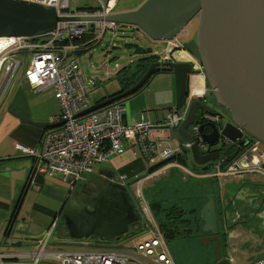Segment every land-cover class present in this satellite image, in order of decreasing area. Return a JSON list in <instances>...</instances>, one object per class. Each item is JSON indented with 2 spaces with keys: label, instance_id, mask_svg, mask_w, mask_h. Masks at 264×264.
<instances>
[{
  "label": "water",
  "instance_id": "water-1",
  "mask_svg": "<svg viewBox=\"0 0 264 264\" xmlns=\"http://www.w3.org/2000/svg\"><path fill=\"white\" fill-rule=\"evenodd\" d=\"M50 7L21 0H0V38H41L54 32L60 21ZM78 20V19H77ZM88 22L105 21L119 26L134 27L151 41H175L185 27L195 20L197 25L191 42L197 51L215 104L225 110L228 119L216 125L206 115H214L211 106L190 100L185 119L176 128V135L185 145L184 155H191L194 167H212L219 153L201 155L198 146L213 147L229 143L246 148L250 140L264 143V0H145L139 7L116 12L106 18L92 17ZM185 51L183 45L176 48ZM171 69L175 86V109L179 110L188 97V78L197 72L191 62L153 63L131 87L113 97L92 104L75 118L120 103L146 87L159 67ZM24 124L43 132L63 123L42 125L19 116ZM198 127V134L192 130ZM210 129L205 133V129ZM197 138L202 142L198 144ZM250 139V140H249ZM114 180V181H113ZM110 178L104 184L85 186L79 195L67 199L60 210L61 229L71 239L88 242L92 236L104 241L126 235L138 214L126 188ZM200 210L202 233H210L215 246V262L229 264L225 258V242L221 239L219 253L217 218L213 197ZM54 220V219H53ZM52 220V221H53ZM222 257V260L220 259ZM220 260V261H219Z\"/></svg>",
  "mask_w": 264,
  "mask_h": 264
},
{
  "label": "built area",
  "instance_id": "built-area-1",
  "mask_svg": "<svg viewBox=\"0 0 264 264\" xmlns=\"http://www.w3.org/2000/svg\"><path fill=\"white\" fill-rule=\"evenodd\" d=\"M21 1L46 5L59 18L76 19L58 22L53 33L41 38H0V103L10 80L29 55L24 73L26 82L37 90L49 89L59 105V114L50 119V124L63 123L61 126L45 131L34 148L19 144L15 146L24 156L33 160L34 172L48 177L57 176L72 190L91 173L93 164L121 154L123 140L137 144L151 165L163 164L181 153V147L172 148L167 143L168 138L164 141L162 134L173 131L181 124L191 99H187L179 110L173 108L163 121L156 123L144 118L135 123H125L123 118L126 108L123 103L75 118V115L92 105L75 55L83 52V49L86 51L107 32L116 36L118 26L84 19H101L116 13L118 0H91L93 5L72 11L70 4L73 0ZM85 37L90 39L82 42ZM164 46L163 52L155 53L159 64L171 62L175 49L181 44L175 40L165 42ZM206 118L215 124L220 120L215 114L206 115ZM192 130L199 135L197 126H193ZM197 141L198 144L202 142L200 138ZM183 145L185 148L191 147L190 144ZM198 150L201 154L205 153L206 145L200 144ZM173 165L178 164L172 161L161 168ZM212 168L209 174L211 178L255 175L264 179V143L251 140L228 167L221 169L217 164ZM120 179L125 180V176ZM139 192L140 184L138 195ZM144 209L149 217V237L131 251L53 248L50 243L56 227L57 219H54L43 235L34 239L28 250H4V247L10 248L17 243L7 235L1 245L0 264H174L166 248L165 231L159 228L146 207ZM257 264H264V261Z\"/></svg>",
  "mask_w": 264,
  "mask_h": 264
},
{
  "label": "crops",
  "instance_id": "crops-1",
  "mask_svg": "<svg viewBox=\"0 0 264 264\" xmlns=\"http://www.w3.org/2000/svg\"><path fill=\"white\" fill-rule=\"evenodd\" d=\"M189 43L190 42L183 43L185 51L175 52L172 55L173 59L171 62H191L193 66L192 68L199 71L195 75H191L188 78L187 99H191V101L196 99L207 104V100L209 98H212L213 100L214 98L212 97L211 91L207 85L205 76L202 73L201 66L197 60V54H192L189 49ZM188 50L191 54H189ZM152 54H155V52H152ZM158 78H161L158 81L161 83H155V80ZM15 83L16 86L9 89L10 91H8L5 98H3L0 103V251L2 242L7 235L17 241V243L10 248L4 247V250L17 251L30 249L34 239L36 240L43 235L53 219H57L56 227L50 243L53 248L63 249L66 246L70 247V249L79 250V248L73 247L86 246L89 242L93 243L91 240L99 242L98 244H103L108 243L109 241L119 242L124 238L131 237L128 230V233L121 236L119 241L113 237L104 241H99L98 238L92 236L87 242L81 239H71L69 238L68 233L64 231V229H61L59 225L61 223L59 220V213L67 199V196L68 199L70 198L68 192L71 190H67V193H65V183L61 182L60 178L57 176L48 177L44 174L34 172L33 160L24 156L18 149L15 148L16 144L26 148H34L44 133L41 129L22 123L19 116L28 118L33 122L42 125H47L50 124V119L52 117L59 114V105L49 89L37 90L26 82L25 77L20 81L15 80ZM119 84L121 90H123L124 87L120 80ZM149 84L151 85L148 89L143 88L137 94L123 101L126 108V114L123 118L125 123H135L141 118L153 123L160 122L167 117L173 108H175L174 78L170 73H159L154 75L147 85ZM120 87L116 86L109 91L104 89V92L92 100L90 99L91 103L94 104L104 100L103 98L106 99L112 95L118 94L121 91L119 90ZM204 132L209 133L210 129L209 132H207L206 129ZM162 136L164 141L168 138L167 143H169L174 149L182 147L184 144V142H181L177 137L176 129L169 133H164ZM173 144L175 146H172ZM122 146L123 152L121 154L110 156L105 162L93 164L91 173L85 177L83 182L76 185H79L82 189L85 186L90 188L94 187L95 184H104L110 178H115V182L126 188V191L133 202V196L127 187H133L135 183L143 185L148 179L150 175L149 170L153 167V165H151L142 155L141 149L137 144L123 140ZM203 154L204 153L201 155ZM179 155L184 156L186 165L183 166L173 157V162L177 163V166L173 165L167 168H160L158 172H154L151 175L157 176L158 174H164L166 171L169 172L173 170V172H170L166 178L170 179L174 175L178 174L183 176V181L189 180L188 178L193 179L194 181H203L206 188L203 187L202 189H206L205 192L213 188L214 181L219 183V181L216 180L225 178L223 181V183H225L228 178H237L235 180L237 183H234L233 181V184L228 187L238 186L241 182L246 181V179L241 178L242 176H228L218 179L213 177L211 178L206 174L197 173L195 168L192 167L191 162V169L187 167L186 161H188V155H184L182 152ZM146 173L149 175H145ZM121 176H125V180H121ZM253 186L257 187L262 185ZM202 189L198 190L195 196L189 197V199L202 200L197 206L198 214L195 215L197 213V211H195L194 214H190L191 218L198 215L200 217V210H202L207 203L206 198L202 195V193H204L201 192ZM247 195L249 194H246L242 191V189H240L237 192L236 197H247ZM252 195L264 196V187L262 186L261 189L255 188L253 194L250 196ZM214 196H212L213 202ZM152 201V203H155V201L160 202L163 208L170 205H165L164 202L158 201V199H152ZM263 202L264 200L262 203ZM150 205L151 204L147 205L144 203V207H146L156 222V219L150 209ZM214 209L217 223L219 225L215 203ZM10 219H12V221L8 226ZM135 223H137V221ZM200 223L203 227V221ZM202 227L199 235L203 234ZM145 229L146 232L143 235L146 236L148 235V226L147 228L145 227ZM196 235H194V237L198 238ZM165 243H167L166 240ZM97 249L117 250L111 247H98Z\"/></svg>",
  "mask_w": 264,
  "mask_h": 264
},
{
  "label": "rangeland",
  "instance_id": "rangeland-1",
  "mask_svg": "<svg viewBox=\"0 0 264 264\" xmlns=\"http://www.w3.org/2000/svg\"><path fill=\"white\" fill-rule=\"evenodd\" d=\"M144 1L145 0H118L115 11L121 12L136 9ZM90 5H93L91 0H73L70 4V11L76 8H87ZM194 29L195 23H189L177 37L176 43L183 45V43L190 42L189 49L193 50V55H196V47L191 42ZM139 49L143 51L151 50L153 53L155 52L158 54L164 51L165 46L164 43L151 41L141 31L134 27L118 25L116 28V36L113 37L110 32H107L101 40L92 43L86 51L75 55L79 65L80 75L83 78L86 91L91 100L104 92V89L109 91L116 86L120 87L119 80L116 78V73L123 67L132 66L136 60L147 54L145 52H140ZM189 54H191V52H189ZM29 59L30 56L27 55V58L23 61L18 72L14 76L16 78L10 80L2 99L5 98L8 91H10L9 89L16 86L15 80L20 81L24 78ZM159 79L161 78L156 79L155 83H161L158 82ZM1 83L2 79H0V85ZM150 85L151 84L147 85L145 89H148ZM119 90H121V87ZM207 105L211 106L214 112L221 114L222 118H225V110L217 106L212 98L207 100ZM225 119H228V117L226 116ZM172 146L175 145L173 144ZM191 161V155H188V161H186L188 168L191 167ZM166 172L164 174H158L157 176L151 175L154 172L150 173L151 176L146 173L145 175H149V177L143 185H140V195L137 194L139 188L138 183H135L133 187H127L133 196V203L138 214L137 223L129 227V234L131 237L124 238L119 242L109 241L103 244H98L99 242L91 240L93 243L89 242L86 246L73 248L87 251L98 250V247H111L113 249L127 251L133 250L142 240L149 237V235H143L146 232L145 227L147 228L149 223V217L144 209V203L147 205L151 204L153 202L152 199H158V201L164 202L165 205L173 202L178 203L179 206L187 211V218H191L190 214H194L195 211H197L195 214L197 215V206L202 200L189 199V197L195 196L197 191L201 190L203 187L206 188L204 182L194 181L190 178H188L189 180L187 181H183V176L178 174L169 179L166 177L170 172H173V170ZM241 178L246 179V181L241 182L238 186L228 187L233 184V181L237 183L235 182L237 178H228L226 182L223 183L224 178L216 180L219 181V183L214 181L213 188L209 191L205 192L206 189H202L201 192H204L202 193L204 198L215 195L214 203L219 225L224 232L225 253L229 264H257L264 261V207L262 203L264 196L250 195L253 194L255 188L261 189L262 186L264 187V179L253 175H243ZM64 185L67 188L64 187L65 193H67L66 191L69 190V186L66 183ZM253 185L262 186L254 187ZM240 189L249 195H247V197H236ZM82 191L83 189L80 188L79 185H76L73 187V190L68 192V195L72 198L75 195H79ZM59 218L61 222V217ZM188 229L193 232L192 228L189 227ZM166 246L168 248V254L171 256L174 264L215 263V249H206L205 246L198 241V238L174 239L168 241ZM64 248L70 247L65 246Z\"/></svg>",
  "mask_w": 264,
  "mask_h": 264
},
{
  "label": "trees",
  "instance_id": "trees-1",
  "mask_svg": "<svg viewBox=\"0 0 264 264\" xmlns=\"http://www.w3.org/2000/svg\"><path fill=\"white\" fill-rule=\"evenodd\" d=\"M89 39L90 37H85L83 38L82 42H87ZM83 51H85V49H83ZM140 52H145L147 54L145 56H142L140 59L136 60L132 66L123 67L116 74L118 80L122 82V85L124 87V89L121 90L119 93L134 85L144 75L150 65H152L153 63H157L158 57L157 55L152 54L151 50H140ZM159 73H171V69L160 66L159 68H156L154 70L153 76ZM113 96L115 95H112L111 97ZM120 103H123V101ZM206 131L209 132V129L206 128ZM239 148H237L236 145L228 146V149L225 150L226 153L221 158V160L218 161L220 163L219 166L221 169L228 167L231 162L235 160V158L242 151V149ZM174 158L184 166L185 158L183 155H177ZM172 161L173 158L169 159L163 164L161 163L159 165H153V167L149 170V173L157 171L163 165ZM194 168L197 173H202L206 175L211 174L213 170L212 167L203 166ZM150 209L156 219V222L158 223L159 228L165 231L164 238L166 242L172 241L174 239H190L201 231L202 224L200 222L202 221L199 215L196 217L194 216L192 218H187V211H185L181 206H179L178 203H173L163 208L160 202H155L151 203ZM11 221L12 219H10L8 226L10 225ZM189 227L193 229V232L192 230L188 229Z\"/></svg>",
  "mask_w": 264,
  "mask_h": 264
},
{
  "label": "flooded vegetation",
  "instance_id": "flooded-vegetation-1",
  "mask_svg": "<svg viewBox=\"0 0 264 264\" xmlns=\"http://www.w3.org/2000/svg\"><path fill=\"white\" fill-rule=\"evenodd\" d=\"M194 23H195V28H196V25H197V21L195 20L194 21ZM194 31H195V29H194ZM194 31H193V33H194ZM193 33H192V35H193ZM192 37V36H191ZM191 52H192V54H193V50H191ZM215 115H218L219 116V118H220V120H219V122L218 123H216V125H218V124H220L221 122H225V118H226V116L228 117V115L226 114V116H225V118L223 117H221V114H218V113H216L215 112ZM197 136V135H196ZM250 140V139H249ZM251 141V140H250ZM203 144H205V143H203ZM206 145V144H205ZM228 146H230V144L229 143H227V144H224V145H221V143H219V144H217V145H215V146H213V147H209V146H207L206 145V150H205V153L204 154H206V153H215V152H218L219 153V160H221V158L224 156V154L226 153L225 152V150L226 149H228ZM237 148H239L238 146H237ZM241 148V147H240ZM239 148V149H240ZM242 150H243V148H241ZM218 162V161H217ZM217 162H215L214 164H213V166L214 165H217V164H220L219 162L217 163ZM225 169V168H224ZM243 176V175H242ZM217 228H218V234H217V237H218V243H219V253L221 254V252H222V246H221V239H223V241L225 242V240H224V232L222 231V229H221V227H220V225H218V223H217ZM198 241H200L201 243H202V245H204L205 246V248L206 249H214L215 248V246L217 245V242L216 241H214V239H213V236H212V234H210V233H208V234H198ZM224 246H225V244H224ZM215 257L216 256H214V259H215ZM225 258H226V256H225ZM221 260H222V257L220 258ZM227 259V258H226ZM220 261V260H219ZM204 263H206V262H204ZM214 264H217L216 262L214 263Z\"/></svg>",
  "mask_w": 264,
  "mask_h": 264
}]
</instances>
